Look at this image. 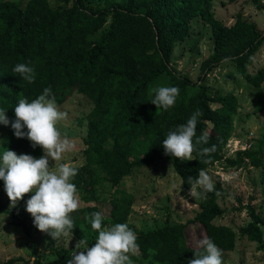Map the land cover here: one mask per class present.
I'll return each instance as SVG.
<instances>
[{"label":"trees","instance_id":"trees-1","mask_svg":"<svg viewBox=\"0 0 264 264\" xmlns=\"http://www.w3.org/2000/svg\"><path fill=\"white\" fill-rule=\"evenodd\" d=\"M66 1L72 3L53 6L49 0H29L22 6L21 0H0V109L14 120V107L21 96L30 102L46 87H51L57 105L73 92L94 103L88 115L84 164L73 166L78 174L70 181L84 200L97 199L98 185L118 186L125 177L161 160L172 162L183 189L190 190L188 177L195 178L201 168L207 170L224 159L238 110L235 96L214 93L207 76L231 61L258 90L260 109H264V66L249 72L254 55L264 45V31L245 19L227 26L215 17L213 0H126L94 10L84 0ZM198 18L211 26L214 47L200 66L199 79L193 81L172 68L171 58L176 44L190 35L191 22ZM29 62L35 69L32 83L13 73L15 65ZM162 76L169 78L170 87L179 89V95L174 106L161 108L156 115L158 109L150 102L154 94H149L148 86ZM196 110L202 113L196 134L207 131L209 142L195 148L215 145V151L204 157L208 164L200 163L196 150L190 161L164 154L167 132L186 123ZM5 127L9 150L33 156L43 152L27 138H17L11 125ZM225 160L231 167L248 161L264 168V148L240 151ZM0 188H4L3 180ZM216 192L207 193L206 203L192 219L143 232L129 224L134 195L117 188L102 227L127 223L134 230L139 244L138 254L131 256L134 264H188L197 250L189 245L188 230L193 226L203 228L222 253L232 252L238 234L228 225L214 223L226 212ZM97 211L98 207L90 206L80 209L79 216H70L73 234L78 240L84 238L89 247L98 236L89 216ZM251 216L252 221L239 233L263 246L264 217L254 211ZM73 250L58 247L52 260L34 251L33 261L18 257L1 264H66Z\"/></svg>","mask_w":264,"mask_h":264},{"label":"rangeland","instance_id":"rangeland-1","mask_svg":"<svg viewBox=\"0 0 264 264\" xmlns=\"http://www.w3.org/2000/svg\"><path fill=\"white\" fill-rule=\"evenodd\" d=\"M10 1V0H9ZM29 0H21L25 6ZM91 10L126 0H84ZM53 6H63L72 1L49 0ZM215 17L227 26L234 25L239 19L254 23L264 31V0H213ZM214 47L212 28L203 19L191 22L190 35L176 44L171 58L172 68L181 75L197 81L201 75L202 62L212 53ZM264 66V45L253 57L249 72L254 73ZM206 83L214 93L232 94L238 100V110L233 117V131L223 150V160L207 169L220 193L219 204L225 209L222 218L214 223L228 225L238 234L235 251L222 255V264H264V244L250 242L241 237L239 231L251 221V213L264 217V168H256L245 161L239 167H231L226 158H235L240 151H257L264 148V109H260L258 90L247 78L242 77L231 61H226L214 69ZM170 87L169 78L162 76L148 86L151 88ZM264 89V88H263ZM58 110L67 113V117L57 122L61 133H66L75 147L62 155L60 161L50 162L59 165L68 163L71 166L84 164L88 115L94 109V103L86 96L71 93ZM213 108L217 104H212ZM9 133L5 125L0 124V154L8 149ZM27 153H17V155ZM40 155L34 157L39 158ZM33 156V155H32ZM119 188L134 195V204L129 216L131 227L149 232L158 230L168 224L183 223L192 219L207 201V194L194 199L184 190L179 175L174 171L170 160H161L143 167L127 176L118 186L101 184L97 186V199L84 200L79 194V207L69 216H79V210L96 206L103 216L114 205L112 194ZM34 193H28L13 207L4 191L0 188V264L9 259L24 257L33 261L34 251L42 253L46 260H52L58 247L75 248L79 241L61 238L55 241L47 233L34 226L33 217L26 211V202ZM263 238H264V227ZM189 245L197 247V241L205 236L203 228L191 227L188 230Z\"/></svg>","mask_w":264,"mask_h":264},{"label":"clouds","instance_id":"clouds-1","mask_svg":"<svg viewBox=\"0 0 264 264\" xmlns=\"http://www.w3.org/2000/svg\"><path fill=\"white\" fill-rule=\"evenodd\" d=\"M29 64L15 65L13 73L22 77L23 81L32 83L35 80V69ZM149 94H154L150 102L157 107L158 115L161 108L168 110L174 106L179 89L160 86L151 88ZM14 113L15 119L10 121L6 111L0 109V124L11 125L17 138H27L33 148L41 147L44 154L36 158L28 154L17 155L12 150L4 149L0 154V180L4 181V191L13 207L26 194L34 193L26 202V211L33 217L34 226L55 241L61 238L72 240L75 225L69 213L75 212L80 202L77 187L70 181L78 174V169L68 163H50L60 161L65 152L75 147L68 135L62 134L57 128V122L65 119L67 113L58 110L51 87L44 88L42 94L30 102L21 96L14 107ZM201 115L196 110L186 123L167 132L163 140L165 155L190 161L196 150L202 158L200 163L210 162L204 157L215 151V145L195 148L209 142L207 131L199 136L196 134ZM188 184V195L194 199L215 191L212 178L204 168L198 171L197 177H188ZM216 194L219 195L218 192ZM103 219L102 212L90 214L91 227L98 231L95 244L89 247L84 238L80 239L66 264H134L131 256L139 252L137 234L127 223L102 227ZM194 253L195 258L190 259L188 264H222V250L206 236L197 241Z\"/></svg>","mask_w":264,"mask_h":264}]
</instances>
